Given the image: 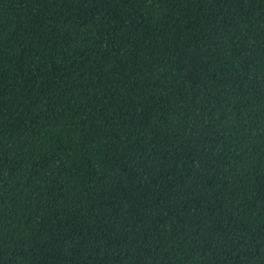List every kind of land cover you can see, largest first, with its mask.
I'll use <instances>...</instances> for the list:
<instances>
[{"label":"trees","instance_id":"1","mask_svg":"<svg viewBox=\"0 0 264 264\" xmlns=\"http://www.w3.org/2000/svg\"><path fill=\"white\" fill-rule=\"evenodd\" d=\"M0 264H264V0H0Z\"/></svg>","mask_w":264,"mask_h":264}]
</instances>
